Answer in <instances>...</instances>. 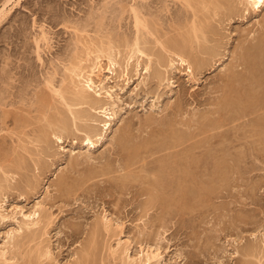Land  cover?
I'll use <instances>...</instances> for the list:
<instances>
[{
    "label": "rangeland",
    "instance_id": "374dc122",
    "mask_svg": "<svg viewBox=\"0 0 264 264\" xmlns=\"http://www.w3.org/2000/svg\"><path fill=\"white\" fill-rule=\"evenodd\" d=\"M132 6L156 36L141 32L143 41L147 40L146 50L159 48L155 39L177 42L184 30L189 31L192 14L175 0H13L7 6L10 11L0 23V204L5 218L0 219V250L7 236L18 229L21 215L40 204L48 219L37 231L17 236L16 246H8L7 259L13 264H26L46 247L51 259L42 258L40 264L82 260L86 264H126L127 255L137 258L145 251L158 253L159 264H264V109L231 122L237 113L231 109L224 113L219 105L222 80L233 66L243 72L237 60L240 50L264 29V8L254 15L236 4L240 8L236 16L210 20L217 36L207 33L209 43L197 49L201 55L195 42L191 50L208 63L202 69L193 68V75L188 76L177 63L173 69L165 66L161 70L155 56L149 74L143 70L145 59L138 69L133 59L127 73H122L119 67L129 55L127 47L137 36L129 13ZM204 15H198L200 21ZM41 32L48 36L46 42ZM101 43L111 46L118 63L111 75L106 59H101L103 85L117 98L116 115L102 144L93 149L83 142L85 128L93 126L99 133L107 119L85 106L92 122L73 123L51 86L67 91L71 64L78 59L83 67L88 66L87 59L96 55L90 52ZM212 47L219 56L210 62L207 54ZM155 72L162 74L160 79ZM49 79L50 89L46 86ZM43 98L46 107L40 104ZM65 98L71 100L68 94ZM102 102L107 104L103 98ZM55 108L58 116L67 113L64 118L70 125L69 130L58 131L61 141L52 135L56 131L53 118H60ZM212 125L221 127L211 129ZM178 137L188 142L170 150ZM126 148L142 153L134 169L124 168ZM184 154L189 160L180 163L185 166L182 169L194 178L186 189L191 198L188 211L177 204L166 208L151 200L155 194H150V175L162 176L161 166L167 159L168 167L178 169L172 162L181 161ZM209 156L217 159L208 166L205 158ZM103 217L111 222L106 228Z\"/></svg>",
    "mask_w": 264,
    "mask_h": 264
},
{
    "label": "bare ground",
    "instance_id": "6f19581e",
    "mask_svg": "<svg viewBox=\"0 0 264 264\" xmlns=\"http://www.w3.org/2000/svg\"><path fill=\"white\" fill-rule=\"evenodd\" d=\"M13 1V0H4L1 3L0 6V23H2L3 18L6 17V15H8L10 9H7V6L9 5V3ZM178 3L181 4L182 8H184V10L190 11L192 16H191V21L189 22V31L184 30V34L186 35V33L188 35L185 36L184 34L182 35V38L179 37L181 40L177 42L172 41L169 42L166 41H159L158 39H155L154 41V45L158 46L159 48H157L156 51H158V53L155 51H151V50H146L148 48L147 45H145L146 41L144 39V37L141 35V32H144L147 35H150L154 38H156L155 33L153 32V30L151 29V27L149 28V24L146 21V19L141 18L143 16H140V12H138L137 7L134 8L133 6L130 7V11L129 13L132 16V22H133V27L135 29L136 32V37L134 39V42L132 43V45L128 46L127 48L129 49V55L127 56L124 66L122 67L120 65L119 68H122V73H127L128 70V66H130V62L135 59L134 62V67L136 69H138L141 66V62L145 59L146 62H143V70L145 71V74H149L150 70H152V58H155L156 64L159 66V68H172L174 66L175 63L179 64L180 66H182L183 68L185 67V73L188 76L193 75V68H197V69H202L205 67L204 63L207 62L200 60L199 56L198 58L196 57V53H192L193 50H195L192 46L195 44H193V42H195L197 44V49H203V47H201V43H205L210 40H207V33L211 34V31L213 28H211L210 25V20L213 21L214 18H218L219 15H223L226 19L227 17H232L234 16L237 12L238 9H240L236 4L240 5V6H244L241 9H244L246 11H251L254 15L258 14V12H260L263 8H264V0H175ZM18 3V1H17ZM236 3V4H235ZM129 5V4H128ZM141 6V5H140ZM142 8V7H141ZM164 10V9H163ZM162 10V11H163ZM174 10V9H173ZM243 10V11H244ZM161 11V12H162ZM186 11V12H187ZM240 11V10H239ZM242 11V10H241ZM168 12V11H167ZM153 13V12H152ZM205 15H204V14ZM240 12H238L239 14ZM204 15V20L200 21L198 15ZM122 15V13H121ZM237 15V14H236ZM235 15V16H236ZM170 16V15H169ZM239 16V15H238ZM121 17V16H120ZM187 17V15H186ZM190 17V14H189ZM203 17V16H202ZM153 18V17H152ZM155 19V18H154ZM180 19V18H179ZM202 19V18H201ZM158 20V19H157ZM185 20V19H184ZM220 20V19H219ZM176 20H174L175 22ZM189 21V20H188ZM187 21V23H188ZM211 21V24H212ZM223 21V20H222ZM67 22V21H66ZM150 22V21H149ZM158 22V21H157ZM264 22V20H263ZM99 23V21H98ZM131 23V22H130ZM154 23V21H153ZM156 23V22H155ZM185 23V22H184ZM186 24V23H185ZM184 24V25H185ZM218 24V23H217ZM99 25V24H98ZM151 25V24H150ZM174 25V24H173ZM187 25V24H186ZM263 25V24H261ZM42 26V25H41ZM152 26V25H151ZM179 26V25H178ZM100 27V26H99ZM158 27V26H157ZM171 27V26H170ZM176 27V26H175ZM183 27V25H182ZM182 27H179L182 28ZM66 28V27H65ZM85 28V27H84ZM161 28V27H160ZM177 28V27H176ZM185 28V29H186ZM155 30V28H154ZM172 30V29H171ZM183 30V29H182ZM182 30L180 32H182ZM214 31V29H213ZM212 31V32H213ZM156 32V31H155ZM165 32V31H164ZM178 32V31H177ZM216 32V31H214ZM213 32V34H214ZM257 32V31H256ZM42 33V37L41 39L46 42L47 41V37H45V34L43 32ZM143 33V34H144ZM158 33V32H157ZM179 33V32H178ZM183 33V32H182ZM217 33V32H216ZM212 34V35H213ZM79 35V34H78ZM121 35V34H120ZM138 35L140 37H142V39L138 37ZM154 35V36H153ZM82 36V35H81ZM184 36V38H183ZM217 36V34L213 35ZM257 36V35H256ZM255 36V37H256ZM103 37V36H102ZM126 37V36H125ZM148 37V36H147ZM170 37V36H169ZM188 37L190 39H188ZM253 38L251 41L252 42H248L245 47H241L242 49L240 50V54H239V58L238 60V66H241L243 68V72H238L237 70L235 71V69L237 67L233 66V69H231V71L229 72L230 74L227 75V77H225L222 80V83L224 84L223 89H222V99L219 101V105H220V109L221 111L224 113L226 112L228 114L229 109L233 110L234 112L237 113L238 117H234L231 122H236L240 119L246 118L248 116H251V114L256 113L257 111H261L264 109V91L262 93H260L262 91V88H264V29H262L261 33L259 34V37L257 38ZM210 38V37H209ZM208 38V39H209ZM121 39V38H119ZM118 39V40H119ZM128 39V38H127ZM172 39V38H171ZM176 39V38H175ZM191 39L192 42H191ZM249 39V38H248ZM141 40V41H140ZM38 41V40H37ZM36 41V42H37ZM40 41V40H39ZM38 41V42H39ZM95 41V40H94ZM114 41V40H113ZM143 41V42H142ZM37 42V43H38ZM74 42V41H73ZM87 42V41H86ZM100 42V41H99ZM110 42V41H109ZM152 42V41H151ZM214 42V41H213ZM215 43V42H214ZM108 44V43H107ZM111 44V43H110ZM148 44V43H147ZM207 44V43H206ZM95 45V44H94ZM100 46H96L94 51H91L90 53H95L96 55L94 56L93 59H87V63L89 64L86 67H83L81 64V61H78V63H76V59H75V64L72 63L71 64V68L67 71L70 73L71 76L69 82H71V87L65 92L63 91H59L58 89H54L53 85L51 86V80H45L46 81V86L50 89L51 86V91L52 93H54L53 95L58 96L61 101L64 104V109H67V113L69 114V116L72 118V122L75 123L76 121H87V123H89L91 120L89 118L90 115H88L91 112H87V111H96L97 114L102 115L103 118H106L107 121H104L102 123H104L102 125L101 130H99V133H97V129L95 130V127L93 128V126H87L86 129V134H85V138L83 140V142L86 143V145L88 147H92L93 149L96 147V145L100 143L104 140V137L107 133V131L110 129L111 126V121L114 120V117L116 115L114 108L116 107V97L114 96L112 89L111 88H106L103 83H104V79L101 78L102 76V71L103 68L101 66V59H106L107 62V72L110 73L111 75L113 74L115 65L118 66L116 63L115 58L112 56V48L111 46L108 44L104 46L103 43L99 44ZM129 45V44H128ZM204 45V44H202ZM222 45V44H221ZM41 46V45H40ZM119 46V45H118ZM127 46V45H126ZM146 46V47H145ZM150 46V45H149ZM217 46V45H216ZM125 48V49H127ZM146 48V49H145ZM88 49V48H87ZM40 50V49H39ZM118 50V49H116ZM192 50V51H191ZM207 51V48L205 49ZM120 51V50H119ZM198 51V50H197ZM196 51V52H197ZM218 50L216 49V47H212L208 49V57H210L211 59H208V61L210 60V62L215 59L218 55ZM205 52V51H204ZM77 53V52H76ZM88 53V56L89 54ZM200 53V51H198V54ZM40 54V53H38ZM128 54V52H127ZM202 54V53H201ZM199 54V55H201ZM206 54L203 53V55L206 56ZM202 55V56H203ZM123 56V55H122ZM204 56V57H205ZM121 57V56H120ZM71 59V58H70ZM203 59V58H202ZM154 60V59H153ZM166 60V61H165ZM205 60V59H204ZM84 61V60H83ZM154 61V63H155ZM235 61V60H234ZM166 62V65H164V63ZM142 63V64H143ZM208 63V62H207ZM105 64V63H104ZM123 65V64H122ZM156 65V67H158ZM209 65V64H208ZM235 67V69H234ZM160 68V69H161ZM116 69V68H115ZM154 69V68H153ZM173 69V68H172ZM142 70V69H141ZM159 70V69H158ZM162 70V69H161ZM136 71V70H135ZM157 71V70H156ZM166 71V70H165ZM168 71V70H167ZM154 73V72H153ZM155 76L156 79H160L161 78V73H157L155 72ZM195 73V72H194ZM167 74V73H166ZM67 76V75H66ZM125 76V75H124ZM154 76V77H155ZM146 77V76H145ZM65 78V77H64ZM94 78L98 79L97 83H95ZM106 78V77H105ZM189 78V77H188ZM221 78V77H220ZM76 80V82H75ZM106 80V79H105ZM162 80V79H161ZM167 80V79H166ZM160 82V81H159ZM221 82V81H220ZM170 83V82H169ZM45 85V84H44ZM221 85V84H220ZM58 88V87H57ZM66 88V87H65ZM220 89V88H219ZM264 90V89H263ZM51 93V94H52ZM65 94L70 95L71 100L67 101L65 98ZM218 95V94H217ZM221 95V94H220ZM35 96V95H34ZM41 98V96H40ZM39 98V99H40ZM105 99L107 101V104H103V102L101 103V99ZM46 99V98H45ZM50 100V99H49ZM48 100V102H49ZM41 101V105L45 106L46 102L43 99L40 100ZM60 101V100H59ZM1 102V101H0ZM40 105V106H41ZM53 105V104H52ZM1 106V105H0ZM79 106L80 108L82 107L81 110H73L74 107ZM87 107V111L83 110V107ZM37 107V106H36ZM46 107V106H45ZM51 107V106H50ZM52 108V107H51ZM63 108V107H62ZM73 108V109H72ZM36 109V108H35ZM42 109V108H41ZM49 109V107H48ZM56 109V108H55ZM56 109V114L57 116L60 114L57 113ZM180 110V109H179ZM54 111V110H53ZM62 111V110H61ZM60 111V112H61ZM46 112V111H45ZM59 112V110H58ZM63 112V111H62ZM65 112V110H64ZM232 112V111H231ZM48 113V112H47ZM66 113V114H67ZM95 113V112H94ZM46 114V113H44ZM65 114V116L62 114L58 117H60L59 119L57 118V120L54 121L53 118V123L52 125L54 126V131L53 132V136L55 139H57L58 141H61V136L58 133V131L60 132H65L67 130H69V124L67 123L66 120H68V118ZM257 114V113H256ZM48 115V114H47ZM92 115V114H91ZM13 116V115H12ZM44 116V115H43ZM53 116V115H52ZM56 116V117H57ZM46 117V116H44ZM91 117V116H90ZM48 118V117H47ZM45 118V119H47ZM232 118V117H231ZM25 119V118H24ZM51 119V118H50ZM94 119V118H93ZM153 119V118H152ZM194 120V119H193ZM20 121V120H18ZM23 121V120H22ZM71 121V120H70ZM94 121V120H93ZM152 121V120H151ZM155 121V120H154ZM16 122V121H15ZM47 122V121H46ZM71 122V123H72ZM92 122V121H91ZM146 122V121H145ZM149 122V121H148ZM168 122V121H167ZM246 122V121H245ZM19 122H17L18 125ZM27 123V122H26ZM70 123V122H69ZM151 123V122H149ZM148 123V124H149ZM49 124V123H48ZM147 124V125H148ZM157 124V122H156ZM196 124V123H195ZM213 124V123H212ZM73 125V124H72ZM76 125V124H74ZM87 125V124H86ZM163 125V124H162ZM207 125V124H206ZM19 126V125H18ZM50 126V125H49ZM82 126V124H81ZM85 126V125H84ZM95 126V125H94ZM157 126V125H156ZM203 126V125H202ZM211 127V126H210ZM220 125L214 126L212 125L211 129H217L220 128ZM207 128H209V126L207 125ZM262 131L264 133V125L262 126ZM42 130V129H41ZM44 130V129H43ZM162 131V129H161ZM41 132V131H40ZM202 132V131H201ZM44 133V132H43ZM48 133V132H47ZM84 133V132H83ZM185 134V133H184ZM197 134V133H196ZM203 134V133H202ZM239 135V134H238ZM42 136V133L40 134V137ZM43 136H46L45 134ZM125 137V135H122ZM121 137V136H119ZM221 137V136H220ZM182 137H178V139H176L175 143L170 147H167V149L173 150L179 147H183L186 142H188V140H184L181 139ZM42 139V138H40ZM93 139H95V141H93ZM127 139V138H126ZM122 140V141H121ZM36 141V140H35ZM41 141V140H40ZM46 140H44L45 142ZM49 140H47L48 142ZM122 142V146H123V137L122 139H119V142ZM194 141V140H193ZM33 142V141H32ZM126 142V141H125ZM102 144V143H101ZM120 144V143H119ZM210 144V143H209ZM46 146L48 144H45ZM132 145V144H131ZM146 145V144H144ZM150 145V144H149ZM165 145V144H164ZM163 146V150H165L166 148ZM169 145V143H168ZM167 145V146H168ZM112 146V145H111ZM48 147V146H47ZM46 147V148H47ZM141 147V146H140ZM149 147V146H148ZM88 148V149H90ZM118 148V147H117ZM146 148V146H145ZM158 149H161L158 148ZM123 150V149H122ZM139 150V149H138ZM138 150H133V149H127L126 148V165L124 166V168L126 170H130V168L136 166V164H138L139 157L142 155V153H138ZM161 150V152L163 151ZM166 151V150H165ZM168 151V150H167ZM140 152V151H139ZM141 152H143L142 148H141ZM160 152V151H159ZM160 152V153H161ZM164 152V151H163ZM264 152V151H263ZM144 153V152H143ZM158 153V151H157ZM167 153V152H166ZM173 153V152H172ZM151 155H154L153 153H150ZM156 154V152H155ZM159 154V153H158ZM140 155V156H139ZM81 156V155H80ZM214 156V155H213ZM213 156H209L206 159L207 162H204L208 164L214 163L216 160L213 161V158L217 159L216 157ZM164 157V156H163ZM185 158L181 159V161H171L172 165L176 164L175 166L178 167V169L173 168V167H168V163L170 162V159H167V161L165 160L162 163V170L164 171L163 175L158 177V176H154V175H150L153 177V179H151V177L149 179H151L152 181H148V183L150 182V194L154 193L155 195H151V197H154V201L160 202L162 204V206L170 207L173 205H178L177 207L180 208V210L182 211H188L189 209V200L191 199L189 197V195L187 194V184L189 182H192L194 180L193 177H190V171H186V169H182L185 166L182 167V165L180 164L181 162H187L186 159L189 158V156H184ZM193 157V156H192ZM81 158V157H80ZM88 159H90L89 157H87ZM172 158V157H171ZM174 158V157H173ZM202 158V157H201ZM161 160V159H160ZM189 160V159H188ZM83 161V160H82ZM91 161V160H90ZM201 161V160H200ZM203 162V161H202ZM17 163V161H16ZM19 163V162H18ZM20 164V163H19ZM161 164V163H160ZM171 164V163H170ZM189 164V163H188ZM202 164V163H201ZM22 165V164H21ZM77 165V164H76ZM206 165V167H207ZM214 165V164H213ZM19 166V165H18ZM170 166V165H169ZM190 166V165H189ZM205 166V164H204ZM209 166V165H208ZM211 166V165H210ZM15 167V166H14ZM156 167V166H155ZM212 167V166H211ZM222 167V166H221ZM135 168V167H134ZM132 168V169H134ZM160 168V167H159ZM160 168V169H161ZM214 168V167H213ZM123 169V170H125ZM189 169V167L187 168ZM208 169V168H207ZM148 170V169H147ZM190 170V169H189ZM193 170V169H192ZM196 171V170H195ZM140 172H142V170H140ZM158 172V171H156ZM144 173V172H143ZM162 173V172H161ZM200 173V172H199ZM155 174V173H154ZM203 175V173H200ZM192 175V174H191ZM194 175V174H193ZM216 175V174H214ZM6 176V175H5ZM207 176V175H206ZM211 176V175H210ZM9 177V176H8ZM202 177V176H201ZM204 177V176H203ZM208 177V176H207ZM93 178V177H92ZM200 178V177H199ZM212 178V176L210 177ZM198 179V178H197ZM6 181V180H5ZM200 182H198V184L201 183L202 180H199ZM67 182V181H66ZM197 182V181H196ZM194 183V182H193ZM204 182H202L201 184L203 185ZM7 184V183H6ZM196 184V185H198ZM125 185V184H124ZM193 185V184H192ZM149 186V185H148ZM191 186V185H190ZM121 188V187H120ZM64 189V188H63ZM199 189V188H198ZM203 188L200 186V191L203 192L202 190ZM209 189V188H208ZM149 190V189H148ZM210 194V193H208ZM197 195V194H196ZM208 197V196H207ZM211 197V196H210ZM205 198V197H204ZM156 199V200H155ZM198 199H200V196H198ZM213 199V198H212ZM193 200V199H192ZM205 200V199H204ZM152 202V201H151ZM191 202V201H190ZM200 202V201H199ZM176 207V206H175ZM171 209V208H170ZM174 209V208H173ZM43 211V215L42 214ZM44 211L42 208V205L40 204H36L35 208L28 214H22L21 215V222H19L18 224V229L11 232L8 236V242L4 245L3 250H0V262L2 264H13L12 259H7L8 254V246H16L17 245V241H15V239L17 238V236H21L25 233V235H28L29 233L31 234L32 231L36 230V228H38L41 224H43V221L47 218L46 215L44 216ZM167 211V212H166ZM171 211V210H170ZM175 212V211H174ZM180 212V211H179ZM165 213H168V210H165ZM170 213V212H169ZM176 214V213H175ZM167 215V214H166ZM3 213H2V205L0 204V219H5L3 217ZM48 219V218H47ZM102 223H103V227L106 228L108 223V220L103 217L102 218ZM111 223V222H110ZM48 224V223H47ZM97 226V225H96ZM93 228V227H92ZM96 228V227H95ZM39 229V228H38ZM101 229V228H100ZM37 231V230H36ZM98 231L97 228L95 229V232ZM42 233V232H41ZM96 234V233H95ZM24 235V236H25ZM39 235V234H38ZM31 236V235H30ZM30 238V237H29ZM21 239V238H20ZM32 239V238H31ZM17 240V239H16ZM264 244V243H263ZM40 245V244H39ZM19 246V244H18ZM17 246V247H18ZM88 247V246H87ZM36 248V247H35ZM47 248V247H46ZM43 251L37 252V256L33 259H30L29 261H26V264H40V261L42 260V258L50 260L51 259V253L48 251V248ZM12 249V248H11ZM37 249V248H36ZM35 249V251H36ZM125 249V248H124ZM128 250V249H127ZM127 250H125V253L127 255ZM86 252V251H85ZM250 252V251H248ZM89 253V252H88ZM264 253V252H263ZM90 254V253H89ZM92 254V253H91ZM141 254V253H140ZM137 256V258L133 257L132 259L127 255L126 257V264H159V261L161 259L160 255L158 253L153 254L152 251L151 252H142L141 256ZM236 254V253H235ZM252 254V253H251ZM254 254V252H253ZM36 255V253H35ZM258 255V254H257ZM261 255V254H260ZM93 256V255H92ZM125 256V255H124ZM246 256L247 253H246ZM10 257V256H9ZM23 257V256H22ZM250 257V255H249ZM253 257V255H252ZM30 258V257H29ZM16 259V258H15ZM18 260V259H16ZM88 260V259H87ZM79 261V259H78ZM259 261V260H258ZM43 262V261H42ZM41 262V263H42ZM25 263V262H24ZM74 263V262H73ZM264 263V262H263ZM75 264H86V261H81V262H77ZM88 264V262H87ZM125 264V263H124Z\"/></svg>",
    "mask_w": 264,
    "mask_h": 264
}]
</instances>
